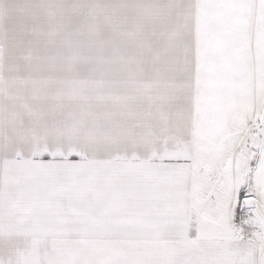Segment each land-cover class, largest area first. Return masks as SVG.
Masks as SVG:
<instances>
[{"label": "crops", "instance_id": "obj_1", "mask_svg": "<svg viewBox=\"0 0 264 264\" xmlns=\"http://www.w3.org/2000/svg\"><path fill=\"white\" fill-rule=\"evenodd\" d=\"M11 2L0 0V30L20 24ZM195 2L94 0V208L134 219L141 241L119 248L154 249V264H264L263 232L246 235L233 197H204L212 166L197 159L205 129L228 138L257 123L264 137V34L235 0ZM30 56L0 49V83L20 67L7 59ZM25 102L0 98V170L24 160L10 146L35 127Z\"/></svg>", "mask_w": 264, "mask_h": 264}, {"label": "rangeland", "instance_id": "obj_2", "mask_svg": "<svg viewBox=\"0 0 264 264\" xmlns=\"http://www.w3.org/2000/svg\"><path fill=\"white\" fill-rule=\"evenodd\" d=\"M13 1L20 24L1 28L0 49L31 56L7 59L20 67L0 98L30 99L19 108L33 111L35 127L25 122L10 146L24 152L20 168L0 170V264H154V249L119 248L141 241L129 233L134 219L94 208V0ZM244 127L228 138L202 131L197 159L212 166L201 171L204 197H233L246 235L264 236V137L259 124Z\"/></svg>", "mask_w": 264, "mask_h": 264}, {"label": "snow or ice", "instance_id": "obj_3", "mask_svg": "<svg viewBox=\"0 0 264 264\" xmlns=\"http://www.w3.org/2000/svg\"><path fill=\"white\" fill-rule=\"evenodd\" d=\"M234 6L239 9L242 17L245 13L254 10L257 14L258 28L264 34V0H235ZM191 7H195L199 12H203L207 7L206 0H196L195 4L191 5ZM240 196L243 197L244 193L241 192Z\"/></svg>", "mask_w": 264, "mask_h": 264}, {"label": "water", "instance_id": "obj_4", "mask_svg": "<svg viewBox=\"0 0 264 264\" xmlns=\"http://www.w3.org/2000/svg\"><path fill=\"white\" fill-rule=\"evenodd\" d=\"M248 200V201H247ZM245 200V204L248 205V202L250 201L249 199Z\"/></svg>", "mask_w": 264, "mask_h": 264}]
</instances>
